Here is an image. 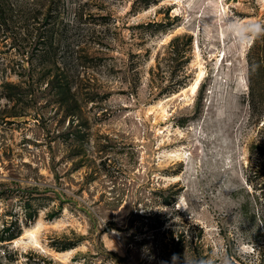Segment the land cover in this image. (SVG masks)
I'll return each mask as SVG.
<instances>
[{
  "label": "rangeland",
  "instance_id": "1",
  "mask_svg": "<svg viewBox=\"0 0 264 264\" xmlns=\"http://www.w3.org/2000/svg\"><path fill=\"white\" fill-rule=\"evenodd\" d=\"M19 229L0 264H264V0H0Z\"/></svg>",
  "mask_w": 264,
  "mask_h": 264
},
{
  "label": "trees",
  "instance_id": "2",
  "mask_svg": "<svg viewBox=\"0 0 264 264\" xmlns=\"http://www.w3.org/2000/svg\"><path fill=\"white\" fill-rule=\"evenodd\" d=\"M21 231H22V229H19V230H17V231L12 230V231H10L9 233H7V235L0 236V239H13V238H15L16 236L20 235V234H21ZM70 246H71V245H68V246H66V247H64V248H68V247H70Z\"/></svg>",
  "mask_w": 264,
  "mask_h": 264
}]
</instances>
